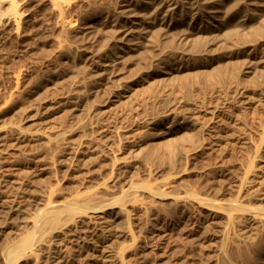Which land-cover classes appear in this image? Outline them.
I'll use <instances>...</instances> for the list:
<instances>
[{"label":"rangeland","instance_id":"1","mask_svg":"<svg viewBox=\"0 0 264 264\" xmlns=\"http://www.w3.org/2000/svg\"><path fill=\"white\" fill-rule=\"evenodd\" d=\"M165 1L1 6L0 264H264V0Z\"/></svg>","mask_w":264,"mask_h":264},{"label":"bare ground","instance_id":"2","mask_svg":"<svg viewBox=\"0 0 264 264\" xmlns=\"http://www.w3.org/2000/svg\"><path fill=\"white\" fill-rule=\"evenodd\" d=\"M6 0H0V8H1V6L3 5V3L5 2ZM17 1V0H16ZM15 0H10V8L12 9V10H14V9H17L16 7V5L18 4H16L15 2H16ZM166 1H168V0H166ZM165 1V2H166ZM212 2V1H211ZM167 3V2H166ZM9 4V3H8ZM171 5H173V4H171ZM60 6V5H59ZM9 7H8V9L7 10H9ZM218 8V7H217ZM173 10V7L172 6H168L165 10H164V8L162 7V11L160 12L159 11V9H148L147 11L145 10V12H142L141 14L140 13H138V14H131V15H129V16H127L126 17V20H125V23H128V25H129V27H127V28H125V30L123 31V32H129L130 31V25H133L134 27L136 26V27H142V26H146V27H151V25L154 23V18L160 13V14H163V16L164 17H166L171 11ZM143 11V10H142ZM10 12V11H9ZM141 12V11H140ZM18 13V12H17ZM16 13V14H17ZM9 14H11L12 15V12L11 13H9ZM9 14H8V16H9ZM15 14V13H14ZM15 14V17H17V15ZM20 15V14H19ZM13 16V15H12ZM14 17V16H13ZM19 18V17H18ZM10 19H11V17H10ZM14 19V18H13ZM20 19H21V16H20ZM12 20V19H11ZM18 20V19H17ZM16 20V23L18 22ZM4 21H6V20H4ZM3 21V22H4ZM14 22V21H13ZM1 23H2V20H1ZM6 23H10V21H9V19H8V21L6 22ZM3 25L4 24H2L1 26H0V33H2V31H3ZM5 26V25H4ZM153 26H154V24H153ZM145 28V27H144ZM216 31V30H215ZM215 33V32H214ZM211 33H209L208 35H210ZM2 35V34H1ZM215 34H213V36H214ZM212 36V37H213ZM210 37V36H209ZM215 39H217L216 37H213V40H215ZM218 40V39H217ZM220 40V39H219ZM207 41H209V39L207 40ZM133 46V45H132ZM131 48V47H130ZM128 51V50H127ZM130 51V50H129ZM124 52V51H123ZM250 212V211H249ZM247 222H248V224H249V226L248 227H246V228H248V229H250V228H252V230L256 227V225L258 224V222H259V216L257 215V214H255V213H249L248 214V216H247Z\"/></svg>","mask_w":264,"mask_h":264}]
</instances>
